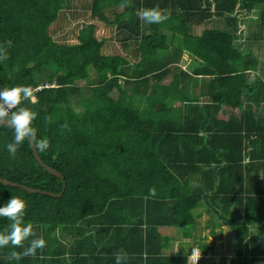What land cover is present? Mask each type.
I'll return each mask as SVG.
<instances>
[{
  "label": "trees",
  "instance_id": "16d2710c",
  "mask_svg": "<svg viewBox=\"0 0 264 264\" xmlns=\"http://www.w3.org/2000/svg\"><path fill=\"white\" fill-rule=\"evenodd\" d=\"M157 5L166 21L140 18ZM8 40L0 89L32 87L21 106L64 183L27 140L12 158L14 130L0 125V176L62 193L0 182V206L26 201L24 248L46 242L20 260L9 256L24 248H0V264L115 261L120 248L128 264H189L161 230L191 232L202 211L230 226V264H264V0H0ZM10 223L0 217V231Z\"/></svg>",
  "mask_w": 264,
  "mask_h": 264
},
{
  "label": "clouds",
  "instance_id": "9594fccd",
  "mask_svg": "<svg viewBox=\"0 0 264 264\" xmlns=\"http://www.w3.org/2000/svg\"><path fill=\"white\" fill-rule=\"evenodd\" d=\"M140 18L149 24H160L169 18L166 10L161 9L158 5L151 8H143L140 12ZM12 47V41L8 40L4 44H0V61L8 58V48ZM33 97V89L29 85H15L13 87H4L0 89V125L10 126L14 130V138L12 142L6 145L7 150L12 158H15L18 148L26 140L37 151L43 152L49 147L47 138H37V129L33 126V122L37 117V113L29 107L21 106L24 100H31ZM34 103V101H32ZM51 118H46V123H51ZM66 128L67 124L62 125ZM149 195L155 196L156 189H149ZM26 209V201L16 195L0 206V217L7 218L11 223L8 229L0 231V248L9 244L14 248H24V242L30 236L35 235L33 225L31 223L24 224V214ZM46 242L42 237L31 240L30 245L24 248L23 252H11L9 259L20 260L24 256H35L37 249H43ZM194 256L198 257V251L194 249ZM192 254V255H193ZM115 264H128L131 258L129 253L120 248L114 253ZM142 259L147 260V253L142 254Z\"/></svg>",
  "mask_w": 264,
  "mask_h": 264
},
{
  "label": "crops",
  "instance_id": "0c3cea01",
  "mask_svg": "<svg viewBox=\"0 0 264 264\" xmlns=\"http://www.w3.org/2000/svg\"><path fill=\"white\" fill-rule=\"evenodd\" d=\"M99 23L103 27H107L103 23ZM108 32V35H105V37L110 35L109 30ZM74 40L73 38L71 39V41ZM106 46V51H109V44L106 43ZM200 211L199 208L198 212ZM206 215L211 219L203 225L200 224L199 218ZM213 218L211 214L202 211L197 218L195 229L191 232L186 231L183 227H163L161 230L162 235L169 239V242L166 243L168 245L167 249H172L173 252L185 255L189 264H194L192 263L194 249L198 251L196 264H230L233 251V232L228 225L212 224L211 221ZM214 220L217 219L215 218ZM42 258L39 259L38 264L43 263ZM87 259V264H115V261H112V259H102L101 257L90 256ZM68 261L71 262L69 259Z\"/></svg>",
  "mask_w": 264,
  "mask_h": 264
},
{
  "label": "water",
  "instance_id": "95a60500",
  "mask_svg": "<svg viewBox=\"0 0 264 264\" xmlns=\"http://www.w3.org/2000/svg\"><path fill=\"white\" fill-rule=\"evenodd\" d=\"M31 149L33 151V154L35 156V158L37 159V161L49 172H51L52 174L58 176L61 178V180L63 181L64 183V176L63 174L57 170L56 168L50 166L49 164H47L45 161H43V159L41 158L39 152L31 146ZM0 182L3 183V184H7V185H12V186H19L29 192H42V193H47V194H50L52 196H60L62 193L59 192V193H54L52 191H43V190H40V189H36V188H33V187H30V186H27V185H23V184H20V183H17V182H14L12 180H9L8 178H4V177H1L0 176ZM64 188H65V184H64Z\"/></svg>",
  "mask_w": 264,
  "mask_h": 264
},
{
  "label": "rangeland",
  "instance_id": "374dc122",
  "mask_svg": "<svg viewBox=\"0 0 264 264\" xmlns=\"http://www.w3.org/2000/svg\"><path fill=\"white\" fill-rule=\"evenodd\" d=\"M108 30H109V28H107V27H103L100 23H99V29H98V31H97V35L99 36V37H103V36H105V35H108ZM189 56L187 55V56H185V57H183L182 58V64H184V66L186 67V65H187V63L189 62ZM48 72H45L44 74H40L39 76H40V78L42 79V80H44V79H46L47 77H48ZM263 76H264V73H263ZM170 79L168 78L167 80H166V82H168ZM86 83H88V80H81L80 81V84H86ZM34 97V96H33ZM32 97V100L34 99ZM72 103H74V102H72ZM196 212H198V211H196ZM209 219H211L209 216H202V217H200L199 218V222H201L200 224H205ZM215 218H213L212 219V224L213 223H216V220H214ZM223 248V247H222ZM219 251H221V250H219ZM227 251V250H226ZM225 252V251H224Z\"/></svg>",
  "mask_w": 264,
  "mask_h": 264
},
{
  "label": "built area",
  "instance_id": "2783aa9c",
  "mask_svg": "<svg viewBox=\"0 0 264 264\" xmlns=\"http://www.w3.org/2000/svg\"><path fill=\"white\" fill-rule=\"evenodd\" d=\"M34 96V95H33ZM34 99L33 100H35V96L33 97ZM192 262L194 263V264H196V262H197V258L194 256V254L192 255Z\"/></svg>",
  "mask_w": 264,
  "mask_h": 264
}]
</instances>
